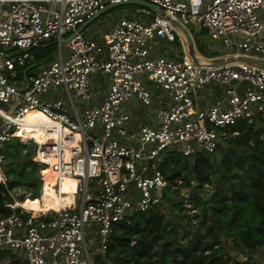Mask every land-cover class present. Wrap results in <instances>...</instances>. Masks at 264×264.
I'll return each mask as SVG.
<instances>
[{
    "label": "built area",
    "instance_id": "built-area-1",
    "mask_svg": "<svg viewBox=\"0 0 264 264\" xmlns=\"http://www.w3.org/2000/svg\"><path fill=\"white\" fill-rule=\"evenodd\" d=\"M132 1L163 15L123 18L100 39L79 33L108 6ZM263 10L264 0H0V154L20 139L28 115L41 113L49 120L45 132L59 138L54 189L61 194L64 179L77 182L73 202L60 212L34 216L23 208L0 219V252L24 264H96L116 224L161 206L168 187L161 166L170 155H212L219 131L264 116L260 65L154 58L149 47L174 42L185 20L208 32L228 57L264 63ZM51 43L54 60L26 73L35 52ZM159 99L153 122L131 131L132 106L149 108ZM73 145L78 151L67 162L63 151ZM87 226L99 237L96 259ZM257 258L264 264V245Z\"/></svg>",
    "mask_w": 264,
    "mask_h": 264
},
{
    "label": "trees",
    "instance_id": "trees-1",
    "mask_svg": "<svg viewBox=\"0 0 264 264\" xmlns=\"http://www.w3.org/2000/svg\"><path fill=\"white\" fill-rule=\"evenodd\" d=\"M55 51L53 43L44 47L38 62L51 61ZM21 134L25 144L15 140L0 154L7 179L1 183L0 173V219L15 213L16 189L27 191L31 203L26 204L40 207L47 166L41 168L33 161L34 147L26 144L38 142L37 158L46 154L47 146ZM219 134L214 154L199 152L192 158L172 154L161 166L168 181L161 206L170 210V217L160 206L145 214L135 213L129 223L116 224L107 255L98 257L96 264H257L264 245V116ZM183 190L189 191V210ZM186 211L194 213L190 216ZM5 254L0 252V256ZM11 255L14 264H24Z\"/></svg>",
    "mask_w": 264,
    "mask_h": 264
},
{
    "label": "rangeland",
    "instance_id": "rangeland-1",
    "mask_svg": "<svg viewBox=\"0 0 264 264\" xmlns=\"http://www.w3.org/2000/svg\"><path fill=\"white\" fill-rule=\"evenodd\" d=\"M143 10L144 9L142 7H138V6H121V7H116V8L110 9L104 15H102L99 19H97L95 22H93L91 25H89L84 30V34L87 35V36L93 37L95 39H100V38L103 37V35L105 33L111 31L115 27V25L119 22V20H121L123 18L136 17V18H142L144 20H149L148 17L149 18H153L155 16L154 13H151L150 12V14H148V17H146L143 14ZM190 25L191 24H189V26ZM193 28L197 29V31H196L197 33L195 34V36L196 37L197 36L199 37L198 33H199V30L200 29H198L196 25L195 26L193 25ZM179 33H180V31H179ZM201 34H202V36H200L199 38L197 37L198 43L201 42V39H202V41L204 39H205V41L209 39V36L204 31H201ZM209 43H211V42H209ZM206 45H208L207 42H206ZM198 46L200 48L206 47L209 50V48L207 46H205V43H202V44H200ZM208 46H210L211 49L214 48L215 50L221 48V47L213 46L212 44H209ZM156 47H157L158 50L161 49V47H159V46H156ZM220 50H221V53L223 55L222 56L223 58H227L228 57L227 54H231V52L226 51L223 48L220 49ZM35 53L38 54L40 52H35ZM221 53L218 52L216 54L219 55ZM37 70H39V68ZM95 79L100 80V81L103 80V78H102L101 75H96L95 76ZM19 80H20L19 81V84H18L19 87H23L24 85L21 83L23 81V72L20 73ZM153 87L156 88L155 86H153ZM104 94H105V92H104V88H103V91L101 92V96L100 97L103 98L104 97ZM63 99H64V96H63ZM136 115H138V117H139V116L142 115V112H138ZM38 117H39V119L37 120V122H39V123L44 122V121L48 122L47 120H44V116H41V115H33V116H31L29 118V120H33V119L38 118ZM21 131L23 132V134H27V135L32 136L33 138H35V136L33 134L34 133L33 131H30V130H28V131L21 130ZM19 141L22 144H25L21 139H19ZM26 145H30V146H33L34 147L35 155L33 157V161L35 163H37L38 165H40L41 168L44 165L47 166V172H44V175L42 177L43 183L45 184L46 181H48L49 183L51 182L50 185L52 187H55V182H54L53 178H47L48 177L47 176V173H48L49 170H51L50 163L47 162V161H44V160H43L44 162H40V160L37 158L38 155H39L38 154L39 153V150H40V146H39L38 142H34L33 141V142L27 143ZM23 152L26 153V151H23ZM4 171H5V160L0 155V173H1L2 177H3V180H2L1 183H6L7 182V179L5 177ZM43 187H44V185H43ZM76 187H77V185H76ZM91 187H92V190H91L92 192H90V193H95V189L94 188L97 187L96 186V183L95 182H92V186ZM13 197H14V200H15V204H17L18 202L22 203L20 201L21 198L27 199L24 203H28V204L31 203L29 201V194L24 189H16V190H14ZM182 197L186 199V201H185L186 208L189 210V208H190V205L188 204L189 199H190L189 191L183 190ZM39 203H41V199L39 200ZM56 206H58L59 208H61L63 210L65 209L64 207L56 204V205H54L51 208L44 209L43 213H41V214H44V213H47V212H51V211L52 212H54V211L55 212L56 211L59 212L57 209H55ZM160 209L162 210V212L164 214H166L168 217H170V210L168 208H166V206L165 207L164 206H161ZM186 213L191 216V215H193L194 212L186 211ZM88 227H90V226H87V228ZM97 240H99V237L97 236V233L94 232V231H92V230H90V228H88L87 243H88L89 248H90V251L92 252V254L95 257V259H96V256H95V248L97 246ZM11 257H12L11 253L5 254V256H0V264H14L13 261H12V259H11ZM17 260H18V257H17ZM14 261H16V259Z\"/></svg>",
    "mask_w": 264,
    "mask_h": 264
},
{
    "label": "crops",
    "instance_id": "crops-1",
    "mask_svg": "<svg viewBox=\"0 0 264 264\" xmlns=\"http://www.w3.org/2000/svg\"><path fill=\"white\" fill-rule=\"evenodd\" d=\"M261 16H262V19L264 20V10L261 12ZM148 19H151V18H148ZM181 22H182V26L181 25L179 26L180 33H178V37L174 42L169 43L167 41L155 40L149 44L152 57L155 58V57L167 56L171 59L178 60V61H186L188 59L189 60H196V61H199L203 64H208V65H212V66L223 65L226 62L232 61L233 59L244 58L241 56H234L237 58H232V56L227 57V58H223L222 57L223 55H222L220 49L223 48L226 51H228L223 45L213 43L210 38L206 41H205V39L203 41L201 39V42L198 43V39H197L198 36L197 37L195 36V34L197 33L196 32L197 29H195L196 27L193 28L194 24L187 23V22H185V20H181ZM189 24H191V25L189 26ZM181 27L184 28L190 34V36L192 38V41L194 44L193 55L191 54V50L189 48L187 39L181 31L182 30ZM197 28L200 29L199 33H198L199 37L202 36L201 31H204L208 35V32H206L205 30H203L199 26H197ZM206 42L208 43V45L212 44L213 46H217V47H221V48L217 49V50H215L214 48L211 49L210 46L206 45ZM209 42H211V43H209ZM202 43H205V46H207L210 51L206 47H203V51H201V49L198 45H200ZM156 46L161 47V49L158 50ZM40 51L41 50H38L36 52H40ZM218 52L221 54L217 55L216 53H218ZM35 56H36V62L34 64H32L30 67H32L33 65L42 63L43 65L38 67V68H41L44 65H46L49 62L54 60V54H53V59L51 61H48V62H45V61L38 62L39 53L38 54L35 53ZM28 69L26 71V73H28V74H31L32 72H35L37 70V69H34L31 71H28ZM152 88L157 91L156 88H154V87H152ZM160 96L162 97V99H166L163 92H160ZM162 99L155 100L154 103L152 104V106L149 108H145V107L139 105L138 103H135V105L132 106V114H133L134 120H133V126H130L131 131L137 132L139 130V128L142 127V125L151 124L153 122V119L156 115L157 110L162 106V101H161ZM207 101H208V98L204 101V103ZM138 112H142V115L139 117H138V115H136ZM75 190H76V187H75ZM20 209L23 210L22 208H20Z\"/></svg>",
    "mask_w": 264,
    "mask_h": 264
},
{
    "label": "bare ground",
    "instance_id": "bare-ground-1",
    "mask_svg": "<svg viewBox=\"0 0 264 264\" xmlns=\"http://www.w3.org/2000/svg\"><path fill=\"white\" fill-rule=\"evenodd\" d=\"M186 61L189 62L190 60L188 59ZM33 115L44 116L43 114L38 113V112H33V113L29 114L27 117L26 123L23 124V126L18 129L16 136H18L20 139L24 140L23 136L21 134V130L33 131L35 138L47 146L46 154L43 157H39L38 159L47 161L50 163V165H53L56 162L57 154L59 153V146H58L59 138L57 135H50V134H47L45 132L43 127H45L48 124V122H46V121L41 122V123L37 122L39 117L35 118L33 120H29V118ZM44 120L49 121L45 116H44ZM77 151H78L77 145H73L71 147H66L63 151L65 161L69 162L71 160V158L73 157V155L77 153ZM47 176H48L47 178H53L55 185H56V175L52 172V170L48 171ZM50 183L48 181H46V183L44 184L43 194L41 197V203L39 205L40 207L31 206V205H28L24 202H22V203L18 202L17 205L19 208H17V210H21L20 208H22V209L24 208L25 210L31 212L34 216H40V215H42L41 213H43L44 209L51 208L56 204H58L64 208H67V206L73 202V196L72 195H73V193H76L75 187L77 185V182L70 179V178L64 179L61 182V184H62L61 194L57 193L56 190L54 189V187H52L50 185ZM17 210H15V211L13 210V211L16 213ZM6 253H9V252H6ZM11 254H13V253H11Z\"/></svg>",
    "mask_w": 264,
    "mask_h": 264
},
{
    "label": "water",
    "instance_id": "water-1",
    "mask_svg": "<svg viewBox=\"0 0 264 264\" xmlns=\"http://www.w3.org/2000/svg\"><path fill=\"white\" fill-rule=\"evenodd\" d=\"M121 6H138V7H142L144 10H148L151 13H154L155 15H163V13L154 5L146 3V2H142V1H132L129 3H125V4H116V5H110L108 6L105 10L101 11L99 14H97L94 18H92L91 20H89L86 24H84L80 29H79V33L83 32L89 25H91L93 22H95L97 19H99L102 15H104L108 10L116 8V7H121ZM181 31L184 34V36L187 39L189 48L191 50V54L193 55V51H194V44L192 41V38L190 36V34L181 27ZM233 62H244V63H255L257 65H260L261 67L264 68V63L259 61L256 58H241V59H233L232 61H230V63ZM42 63L33 65L32 67H30L28 69V71L37 69L38 67L42 66ZM238 260L242 261L243 263H245L247 261V259L245 257H242L240 255H234Z\"/></svg>",
    "mask_w": 264,
    "mask_h": 264
}]
</instances>
